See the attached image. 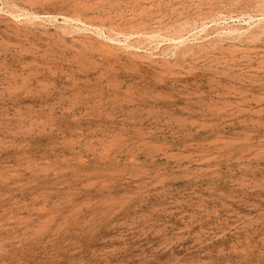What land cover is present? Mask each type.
<instances>
[{
	"label": "rangeland",
	"instance_id": "1",
	"mask_svg": "<svg viewBox=\"0 0 264 264\" xmlns=\"http://www.w3.org/2000/svg\"><path fill=\"white\" fill-rule=\"evenodd\" d=\"M0 264H264V0H0Z\"/></svg>",
	"mask_w": 264,
	"mask_h": 264
}]
</instances>
